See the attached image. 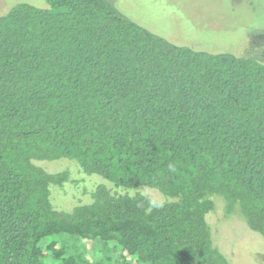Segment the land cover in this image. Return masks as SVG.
Returning a JSON list of instances; mask_svg holds the SVG:
<instances>
[{
	"label": "trees",
	"instance_id": "1",
	"mask_svg": "<svg viewBox=\"0 0 264 264\" xmlns=\"http://www.w3.org/2000/svg\"><path fill=\"white\" fill-rule=\"evenodd\" d=\"M45 2L0 14V264H231L234 215L264 238V64ZM62 159L110 184L38 164Z\"/></svg>",
	"mask_w": 264,
	"mask_h": 264
},
{
	"label": "rangeland",
	"instance_id": "2",
	"mask_svg": "<svg viewBox=\"0 0 264 264\" xmlns=\"http://www.w3.org/2000/svg\"><path fill=\"white\" fill-rule=\"evenodd\" d=\"M108 1L126 18L175 45L207 53H230L264 64V0ZM18 4L47 7L45 0H0V14ZM38 164L53 172L67 169L80 179L78 182L110 184L96 175L94 179L82 177L77 164L71 160ZM66 189L64 194L55 191L52 201L55 197L57 204L71 205L85 198L81 188L76 191L70 187ZM139 192L155 200L163 199L161 194L149 188ZM219 217L215 214L214 220L219 221ZM231 219L218 223L215 229L218 230L215 233L217 240L225 250L220 252L231 264H264V238L251 232L237 215Z\"/></svg>",
	"mask_w": 264,
	"mask_h": 264
}]
</instances>
